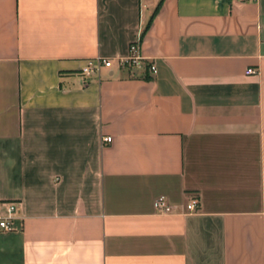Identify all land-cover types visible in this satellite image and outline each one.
<instances>
[{"label":"crops","instance_id":"obj_1","mask_svg":"<svg viewBox=\"0 0 264 264\" xmlns=\"http://www.w3.org/2000/svg\"><path fill=\"white\" fill-rule=\"evenodd\" d=\"M0 202V264H264V0H0Z\"/></svg>","mask_w":264,"mask_h":264},{"label":"built area","instance_id":"obj_2","mask_svg":"<svg viewBox=\"0 0 264 264\" xmlns=\"http://www.w3.org/2000/svg\"><path fill=\"white\" fill-rule=\"evenodd\" d=\"M245 1H253V0H245ZM145 57L141 52V43L133 42L129 47V53L126 57L119 59L118 63L121 67H128L130 70L137 74L141 68L146 66ZM113 60L108 57L98 56L96 58L88 59L86 64L81 68L80 75L82 77V82H86L88 79L93 77L95 74L99 72L101 67H111L113 66ZM150 70L153 73H157V67L155 64H151L149 66ZM247 73L252 74L256 73V69L249 68ZM103 141L111 142V136L103 137ZM6 206L5 214L1 213V209L3 206ZM155 209L160 213H170L174 210L173 205L168 201L165 196H160L154 201ZM200 207V198L198 195H193L188 202L187 208L190 212L197 211ZM19 212V204L17 202H0V228L3 231H11L14 229L13 221L17 217Z\"/></svg>","mask_w":264,"mask_h":264},{"label":"trees","instance_id":"obj_3","mask_svg":"<svg viewBox=\"0 0 264 264\" xmlns=\"http://www.w3.org/2000/svg\"><path fill=\"white\" fill-rule=\"evenodd\" d=\"M160 5H161V2L159 3L158 7L156 8V10H155V12H154V15H153V17H154V16L156 15V13L158 12ZM153 17H152V19H153ZM152 19H151V21H150V22L147 24V26L145 27V29L143 30V33H142V38H141V40H140V41H142V39H143V37H144V35H145L146 31H147V30H148V28L150 27V24H151V22H152Z\"/></svg>","mask_w":264,"mask_h":264}]
</instances>
